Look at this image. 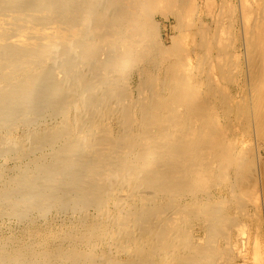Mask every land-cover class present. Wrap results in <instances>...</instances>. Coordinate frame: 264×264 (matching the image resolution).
<instances>
[{"label": "bare ground", "instance_id": "6f19581e", "mask_svg": "<svg viewBox=\"0 0 264 264\" xmlns=\"http://www.w3.org/2000/svg\"><path fill=\"white\" fill-rule=\"evenodd\" d=\"M248 136L264 150V0H0V217L67 223L5 236L0 264L213 263L248 238L216 186L264 191Z\"/></svg>", "mask_w": 264, "mask_h": 264}, {"label": "rangeland", "instance_id": "374dc122", "mask_svg": "<svg viewBox=\"0 0 264 264\" xmlns=\"http://www.w3.org/2000/svg\"><path fill=\"white\" fill-rule=\"evenodd\" d=\"M172 25H174V26H172ZM170 27V28H169ZM172 27H173V29H172ZM161 40H163L164 42H165V40H166V42H167V44L169 45L170 44V41H171V36L173 35V36H176L177 35V33H178V30H177V27L175 26V24H174V21H172V24H167V25H165V24H163L162 23V25H161ZM244 64V66L242 67V69L243 70H245V67H246V63L245 62H243V61H241V66ZM242 76H244V77H242ZM240 83H241V85L242 84H244L245 85V81H246V75L244 74V73H241L240 74ZM242 79H243V81H242ZM244 79H245V81H244ZM244 82V83H243ZM244 88H246V87H244ZM244 90H247V89H244ZM239 99V98H238ZM246 138H248V139H246V144L243 146L244 148V151H245V153H247L249 150L251 151V153H252V156L253 155H255L254 153H258V156H259V154H263L262 156L260 155L259 157H261V161L260 162H254L255 164H253L252 166V169L254 168V169H256L255 167H258V165L260 166L261 165V170H262V173L264 172V170H263V164L264 163H262L263 162V160H264V150L262 149V148H259V147H256V146H254V142H251L252 140L250 139V137L248 136V137H246ZM250 139V140H249ZM25 145H27V143H25ZM239 145H237V147H238ZM254 146V147H253ZM246 147H247V150H245L246 149ZM253 147V148H252ZM257 149H256V148ZM234 148H235V146H234ZM238 148H240V146L238 147ZM255 148V149H254ZM252 149H254V150H252ZM247 151V152H246ZM256 151V152H255ZM262 152V153H261ZM3 156V157H2ZM2 156H0V170H2V171H4V172H6V171H9V170H7V169H10L11 167H13V166H15L16 165V161H15V154L14 153H10V154H8V153H5V154H2ZM5 156H6V158H5ZM9 157V158H8ZM254 157V156H253ZM7 159V160H4V159ZM11 158V159H10ZM6 161V162H5ZM7 162H8V164H7ZM4 163V164H3ZM12 165V166H11ZM8 166V167H7ZM10 166V167H9ZM255 166V167H254ZM5 167V168H4ZM4 168V169H3ZM261 177H263L264 178V174H263V176H261ZM263 184H264V181L262 182ZM1 183H0V188H1ZM225 186V184H220L219 186H216V191H218V190H220V191H222L221 193H222V195H223V197H225V202H224V204H223V207L221 208V211L222 212H226L227 211V213L226 214H228V216H230L229 218H231L230 220L232 221V222H230V221H227V226H231L232 224H235V220H236V222H238V220H239V222L238 223H244V225H245V230H246V232H247V235H248V238H247V236L246 235H244V236H235L236 237V239H235V237H233V242H232V245L233 246H235L234 248H230L229 249V247H227L226 245H227V242H223V241H226L225 239H222V238H220V240L219 241H215V244H213V242H211V241H209L208 240V238L206 239L205 238V233L203 232L204 230H201V229H203L202 228V226H203V224L202 223H200V222H198V221H194V222H192V224H190V227L187 229L188 231H190V232H192L191 234H192V236H193V239H194V242H197V241H200V240H202V241H200L201 242V244L202 245H204V246H208V245H210V244H213V250H214V252H216L215 253V255H219L218 257H216V259H214V262L213 263H211V264H264V208H262V207H264V191L262 192L263 194H259L258 195V199L255 201V203L253 204V205H251V207H250V205H248V206H242V205H240L239 203L243 200V201H245V202H247V200H248V198L246 199L245 198V196H244V198H242V197H240V198H238V199H234V198H232L231 197V193H230V190H229V188H226V187H224ZM222 187H224V188H222ZM264 187V185L262 186V188ZM226 190V191H225ZM264 190V189H263ZM261 195V196H260ZM261 197V198H260ZM242 198V199H241ZM263 198V199H262ZM230 200H231V202H230ZM236 203H238V204H236ZM239 201V202H238ZM226 202H228V203H226ZM228 204V206L226 205V204ZM257 203V204H256ZM232 204V205H231ZM235 204V205H234ZM248 204V203H247ZM256 204V205H255ZM259 204V205H258ZM237 205H240V206H238L239 208H236V206ZM229 206H232V207H234L233 208V210L232 209H227ZM225 207H226V209H225ZM240 207H241V210H240ZM247 207V208H246ZM242 209H244L245 210V213L247 212V215H242V212L244 213V210L242 211ZM239 210L241 211V212H239ZM254 210V211H253ZM249 211V212H248ZM231 212V213H230ZM234 213H235V215H234ZM241 213V214H240ZM230 214V215H229ZM9 215H4V216H1L0 217V225H1V227H0V242L3 240V239H5V236H6V238H12V237H14V234H15V236H16V240L18 239V237H19V239H18V241H17V243L19 244V245H30V243L32 244V245H36L37 243L36 242H38V244H44V246L46 247H51L52 246V235H55V234H57V233H59V230H61V229H64V228H67V223L63 220V221H61V222H58L57 220L60 218L61 219V217H59V216H56L55 218H56V221H55V223H56V225H51V227H49L47 224H46V222H44L43 220L42 221H40V222H38L37 223V226H36V228H38L39 230L40 229H42V230H40L41 231V233H42V236H43V238L42 239H38L37 240V238H33V237H30L29 235H27L26 233H25V229H27V227H25V225L26 224H22V223H20L16 218H14V217H12V216H9ZM6 217V218H5ZM228 218V219H229ZM236 218V219H235ZM6 219V220H5ZM12 219V220H11ZM59 219V220H60ZM227 219V220H228ZM235 219V220H234ZM16 220V221H15ZM62 220V219H61ZM3 221V222H2ZM10 221V222H9ZM44 222V223H43ZM234 222V223H233ZM15 223V224H14ZM59 223L61 224V225H59ZM63 223V224H62ZM198 224V225H197ZM42 225V226H41ZM194 225V226H193ZM39 226V227H38ZM47 226V227H46ZM200 226H201V228H200ZM44 227V228H43ZM20 228V229H19ZM61 228V229H60ZM233 228H235V231L234 232H236V227H233ZM24 229V230H23ZM45 229H47V230H45ZM51 229V230H50ZM59 229V230H58ZM191 229V230H190ZM56 232H55V231ZM23 231V232H22ZM43 231V232H42ZM199 231V232H198ZM20 232V233H19ZM45 232V233H44ZM10 233H12L11 234V236H10ZM3 234H5V235H3ZM19 234V235H18ZM203 234V235H202ZM20 235H21V237H20ZM8 236V237H7ZM47 236V237H46ZM196 238H195V237ZM204 236V237H203ZM197 237H198V239H197ZM2 238V239H1ZM15 238V237H14ZM32 238V239H31ZM245 238V239H244ZM25 239V240H24ZM27 239V240H26ZM49 239H51L50 241H49ZM204 239V240H203ZM206 239V240H205ZM239 239V240H238ZM34 240H35V244H34ZM238 240V241H237ZM31 241V242H30ZM41 241V242H40ZM43 241H45V242H43ZM208 241V242H207ZM241 243H240V242ZM255 241V242H254ZM237 242V244H235ZM21 243V244H20ZM26 243V244H25ZM48 243H49V245H48ZM199 243V242H198ZM205 243V244H204ZM224 244H226V245H224ZM216 245V246H215ZM238 245V246H237ZM226 246V247H225ZM242 246V247H241ZM236 247L238 248V250L236 249ZM218 248V249H217ZM222 248H224V249H227L226 251L224 250V249H222ZM220 249V250H219ZM222 249V250H221ZM229 249V250H228ZM232 249H234V252H233V250ZM216 250V251H215ZM236 250V251H235ZM242 252H241V251ZM253 250H254V252H253ZM237 252V253H236ZM241 252V253H240ZM254 253V254H253ZM226 255H227V257H226ZM232 256V257H231ZM224 257V258H223ZM229 257H231V258H229ZM243 257H245V258H243ZM125 259V256H121V259ZM169 259H171V261H170V263L169 264H179V263H177V260L176 259H174V258H176V255L172 252V253H170V256L168 257ZM227 258V259H226ZM174 261H173V260ZM216 260V261H215ZM218 260V261H217ZM227 261V262H226ZM223 262V263H222Z\"/></svg>", "mask_w": 264, "mask_h": 264}]
</instances>
